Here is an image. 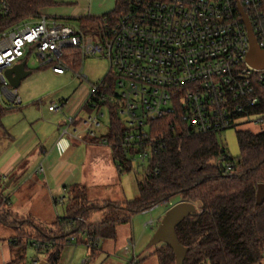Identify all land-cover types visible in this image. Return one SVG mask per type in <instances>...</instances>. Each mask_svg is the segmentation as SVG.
Wrapping results in <instances>:
<instances>
[{
  "label": "built area",
  "instance_id": "obj_1",
  "mask_svg": "<svg viewBox=\"0 0 264 264\" xmlns=\"http://www.w3.org/2000/svg\"><path fill=\"white\" fill-rule=\"evenodd\" d=\"M123 1L126 8L102 17L92 30L94 36L79 25L47 14L0 35V101L9 109L21 106L4 72L27 55L35 53L42 67L63 75L70 71L66 51L74 50L83 61L88 57L106 60L109 69L104 79L91 86L83 109L68 117L61 128V135L71 141L88 138L110 149L115 146L131 163L140 160L147 165L160 147L154 134L159 120L174 121L196 136L236 129L253 116L259 117L256 123L264 121V114L257 113L264 68L255 69L248 62L250 37L239 11L241 7L264 51V0ZM75 75L87 79L83 65ZM63 107L53 105L49 111L59 112ZM112 112L122 129L109 143V128L100 137L97 131L102 130L106 114L110 125ZM38 172L44 169L40 167ZM0 200L1 214L8 210L4 205L10 199L0 194ZM77 224L89 226L81 217L70 221V226ZM151 224L153 221L147 225ZM80 237L89 254L99 249L100 240L87 229L80 231ZM26 239L37 252L54 245ZM67 243L77 244V237H70ZM125 252L131 254L127 264H141L131 239Z\"/></svg>",
  "mask_w": 264,
  "mask_h": 264
},
{
  "label": "trees",
  "instance_id": "obj_2",
  "mask_svg": "<svg viewBox=\"0 0 264 264\" xmlns=\"http://www.w3.org/2000/svg\"><path fill=\"white\" fill-rule=\"evenodd\" d=\"M59 0H0V35L28 21L38 19L43 11L59 5ZM6 6V7H5ZM126 8L123 0H116L117 15ZM104 17V16H103ZM102 18V17H101ZM101 18L83 17L75 20L87 33L97 29ZM65 63L74 74L80 72L83 60L79 53L68 50ZM260 106L264 114V83L258 87ZM0 101V126L6 113L13 111ZM159 149L144 168V176L137 180L139 196L124 205L112 202L89 204L86 188L74 185L66 188V217L59 218L56 230L47 231L31 218L18 217L10 210L0 214V222L10 225L20 238H32L53 246L39 252L48 264H60L61 255L70 237H80L87 229L93 238L114 239L117 226L127 223L140 213L170 202L180 196L182 202L198 207L176 229L179 242L188 248L184 264H262L264 247V203L257 204V189L264 184V130L260 133L239 131L240 154L229 156L217 134L196 136L174 121L159 120L154 124ZM122 123L112 112L109 143L121 132ZM112 154L119 174L132 170L131 160L122 149L113 147ZM1 205V200H0ZM101 212L100 223L91 224L93 214ZM76 217L88 224L70 226ZM156 251L159 264H175L173 251L166 245ZM94 251H91L93 255Z\"/></svg>",
  "mask_w": 264,
  "mask_h": 264
},
{
  "label": "rangeland",
  "instance_id": "obj_3",
  "mask_svg": "<svg viewBox=\"0 0 264 264\" xmlns=\"http://www.w3.org/2000/svg\"><path fill=\"white\" fill-rule=\"evenodd\" d=\"M59 2V5L47 11H43L41 14L56 17L59 21L63 22L66 18H74L75 5L72 3V0H59ZM89 3L91 7L94 8L91 15L95 18H101L115 11V0H92ZM92 30H89L87 34L94 36ZM25 59L31 75L24 79L22 85L15 89V91L23 99H26V96L31 100L30 107L37 111L39 118H42V116L47 118L51 115L48 111L50 106L62 104L66 106V104L80 99L83 94L90 92L91 86L104 79L109 69L106 60L100 57H88L83 61V75H85L87 79L78 77L74 73L68 71L65 75L58 76L52 72L50 67H42L37 62L38 56L35 53L27 55ZM22 117V112L19 111L6 113L1 121L0 133H4L6 130L5 132L8 134V132L11 131L9 129L10 125L23 123V120H19L18 123V118L20 119ZM258 119L259 117L253 116L250 122L244 123L236 129H229L217 134L216 138L218 142L225 146L229 156L235 158L240 154L237 140V133L239 131L260 133L264 130V121L256 123ZM108 128L109 115L106 114L103 119L102 130L97 131L98 136L100 137ZM145 167L146 165L142 164L140 160H134L132 163V170L124 174H119L120 181H118L116 185L108 187L100 184L92 187L88 185L89 201L92 203H101L104 201L117 202L121 198L124 202L136 200L139 195L137 180L143 178ZM42 175L43 173H39L37 170L36 174L33 175L32 183L22 188L19 195H13V198L11 196L10 203L5 204L4 207L8 210L18 211L20 214L38 213L41 220H43V228H48L55 218L57 219L65 216V205H62L65 202V198L63 196L58 197L59 203L62 202V204H57L56 206L52 205L53 212L50 215L48 211L49 198L43 188V185L46 183H44L45 181ZM2 185L1 182L0 186ZM14 188L15 187H12L11 190L6 188V192L3 193V196L9 197ZM120 195L121 197H118ZM180 202H182L180 196L173 197L169 203L156 207L147 212V215H145V213L136 214L129 222L117 226L115 240H100L99 249L95 250V254L97 253L95 258L89 257V250L83 244H78V246L73 244L65 247L62 252L60 264H83L86 260H88V264H112L113 262L121 264L123 262L118 260L121 258L114 257L113 254L116 249L121 248L129 239L136 245V254L140 258L141 264H158L156 251L164 246L162 244L150 246L151 240L167 211ZM160 218L162 219L159 220ZM153 219L159 221L146 226L145 223L148 224V222ZM100 220L101 215L98 213L94 215L91 223L94 224ZM19 236H21L20 232H17L12 226L4 225L0 222V255L3 254L6 261H9L11 264L31 263L33 260L37 259V251L30 245L29 240L26 238L19 239ZM38 259L40 262L43 260L41 255L38 256ZM262 264H264V259L262 260Z\"/></svg>",
  "mask_w": 264,
  "mask_h": 264
},
{
  "label": "crops",
  "instance_id": "obj_4",
  "mask_svg": "<svg viewBox=\"0 0 264 264\" xmlns=\"http://www.w3.org/2000/svg\"><path fill=\"white\" fill-rule=\"evenodd\" d=\"M90 1L92 0H72V3L75 5V16L71 19L66 18L64 22L78 25L75 20L83 17H93L91 13L94 8L91 7V4L89 3ZM23 61L26 62V71L30 72L27 68V61L25 58L19 63ZM66 73L67 72H65V74ZM89 93L90 92L83 94L80 99L74 100L71 103L66 104V106L63 104L64 107L59 112H50L48 109L51 115L47 118L43 116L42 118H39L37 111L30 107L31 100L26 96V99H23L18 95L21 99V106L13 109V111L22 112L23 117L20 119L18 118V123L19 120H23V123L21 122L18 125H10L9 129L11 131L8 132V134L5 132L6 130L4 133H0V180L3 184L0 186L1 195L6 192V188L11 190L12 187L15 188L11 191L12 194L8 198L10 199L11 196L13 198V195H19L22 188L29 186L32 183L33 175L36 174L37 170L39 171L40 167H42L44 169L42 177L44 178V183H46L43 185V188L49 198L48 211L51 215L53 212L52 205L56 206L57 204H60L58 197L63 196L65 198V189L68 187L74 185L85 187L87 201L89 203V186L92 187L100 184L108 187L116 185L118 181H120V175L114 162L112 150L108 146L102 145L100 142L92 141L88 138H84V141L77 143L61 135V128L67 122V118L79 113L83 109ZM6 100V103L10 102L9 99ZM15 190L18 191L16 192ZM118 197H121V195ZM64 200L65 202L63 201L64 204L62 205L66 206L67 200ZM93 203L90 202L89 204ZM112 203L124 204L125 202L121 198L117 202ZM10 211L18 217L31 218L37 225L42 226L43 220H41L38 213L20 214L18 211ZM98 213L101 215V220L97 223H100L103 219V215L101 212ZM144 213L147 215V212ZM95 214L92 215L90 223ZM64 217H66V215ZM59 218H55L48 228L45 227V229L47 231L56 230L55 227ZM161 219L162 218L159 220ZM159 220L153 219L151 221L157 223ZM145 224L147 226V223ZM126 243L127 241L121 248L116 249L113 254L114 257L121 258L118 259L123 262L121 264H127L131 257V254H126L125 252ZM78 244H83L81 237L77 238V244L74 245L78 246ZM69 245L71 246L73 244H67V246ZM96 254H89V257L95 258ZM37 255H41L43 258L41 253L37 252ZM38 256L37 259L33 261H39ZM0 257V264H11L9 261H6L3 254H1ZM112 264L116 263L113 262Z\"/></svg>",
  "mask_w": 264,
  "mask_h": 264
},
{
  "label": "water",
  "instance_id": "obj_5",
  "mask_svg": "<svg viewBox=\"0 0 264 264\" xmlns=\"http://www.w3.org/2000/svg\"><path fill=\"white\" fill-rule=\"evenodd\" d=\"M239 11L243 16V20L247 26L250 37V51L248 54V62L255 69H263L264 51L259 49L250 22L241 7L239 8ZM30 74L31 72L26 71V62L23 61L14 65L12 68L7 69L4 72V77L9 82L11 88L17 89L18 87H20L21 82ZM256 201L257 204L264 203V184H260L258 186ZM197 212L198 207L189 202H180L173 206L163 217L160 226L158 227L151 240L150 246H156L159 244L168 246L175 255V264H184L188 253V248L184 247L179 242L178 236L176 234V229L190 215L196 214ZM39 264L48 263L46 261H42Z\"/></svg>",
  "mask_w": 264,
  "mask_h": 264
}]
</instances>
